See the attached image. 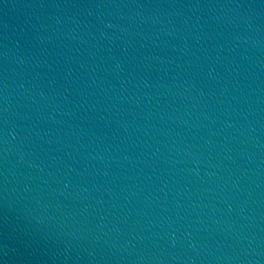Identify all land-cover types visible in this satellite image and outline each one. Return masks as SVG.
<instances>
[{
  "label": "water",
  "instance_id": "water-1",
  "mask_svg": "<svg viewBox=\"0 0 264 264\" xmlns=\"http://www.w3.org/2000/svg\"><path fill=\"white\" fill-rule=\"evenodd\" d=\"M0 264H264V0H0Z\"/></svg>",
  "mask_w": 264,
  "mask_h": 264
}]
</instances>
